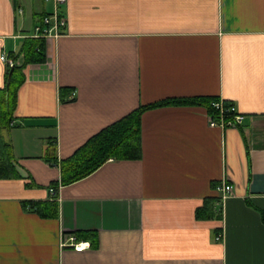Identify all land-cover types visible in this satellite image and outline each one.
Wrapping results in <instances>:
<instances>
[{
	"label": "crops",
	"instance_id": "1",
	"mask_svg": "<svg viewBox=\"0 0 264 264\" xmlns=\"http://www.w3.org/2000/svg\"><path fill=\"white\" fill-rule=\"evenodd\" d=\"M53 1L0 0V57L18 52ZM47 60L28 64L11 140L20 176L0 179V264H264V0H67ZM19 63L23 57L17 58ZM7 65L0 58V88ZM75 96L72 97V93ZM217 97L244 116L210 125L202 104L142 115L141 159L109 160L51 191L58 158L140 105ZM219 218L198 219L217 185ZM57 201L44 217L29 202ZM92 231L90 247H61ZM217 235H222L217 240Z\"/></svg>",
	"mask_w": 264,
	"mask_h": 264
},
{
	"label": "trees",
	"instance_id": "2",
	"mask_svg": "<svg viewBox=\"0 0 264 264\" xmlns=\"http://www.w3.org/2000/svg\"><path fill=\"white\" fill-rule=\"evenodd\" d=\"M11 56L16 60L22 56L23 60L13 67H8L5 85L0 88V179H11L20 176L15 162L12 142L7 137L6 132L13 126L18 92L26 80L25 67L31 63H43L47 60L46 38L34 35L26 37L20 45L18 52H11ZM218 99L217 97L201 96L169 98L140 105L121 119L90 137L71 156L64 159L58 158L57 140L49 141L45 159L61 168V179L53 181L51 187L57 193L60 186L77 182L89 176L112 159H141L143 155L142 115L145 111L167 105L202 104L209 109L213 117L218 118V111L212 106V102ZM224 103L225 107L232 105L228 101H224ZM215 202V197L205 198L203 205L196 210V217L198 219L219 218V215L215 211ZM27 204L36 208L41 216L57 217L59 215V204L57 201H37ZM94 236L95 233L92 231L77 233L78 240Z\"/></svg>",
	"mask_w": 264,
	"mask_h": 264
},
{
	"label": "built area",
	"instance_id": "3",
	"mask_svg": "<svg viewBox=\"0 0 264 264\" xmlns=\"http://www.w3.org/2000/svg\"><path fill=\"white\" fill-rule=\"evenodd\" d=\"M53 1L55 5V11L43 17L42 23L35 28L34 36H42L45 38L57 37L62 34L63 29L67 25L66 16L60 11V7L67 0H47ZM1 60L7 65V67H13L19 63L13 57L4 52L1 54ZM75 96V92L72 93V97ZM224 101L218 99L212 102V106L218 111V118H215L210 113V125H222V126H239L243 123L244 116L237 112L236 106L232 103L230 107H225ZM53 192L54 189L51 188ZM217 191L220 193L219 199L216 203L221 205L225 199L234 194V186L229 182H223L217 185ZM222 235H217V240H220ZM73 247L76 251H84L90 247L89 242H83L78 240L76 235H63L61 239V247Z\"/></svg>",
	"mask_w": 264,
	"mask_h": 264
}]
</instances>
